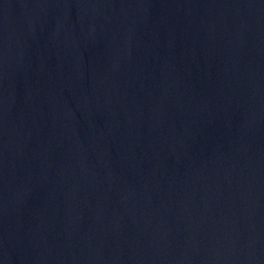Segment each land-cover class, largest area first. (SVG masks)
<instances>
[{"label": "water", "instance_id": "obj_1", "mask_svg": "<svg viewBox=\"0 0 264 264\" xmlns=\"http://www.w3.org/2000/svg\"><path fill=\"white\" fill-rule=\"evenodd\" d=\"M0 264H264V0H0Z\"/></svg>", "mask_w": 264, "mask_h": 264}]
</instances>
